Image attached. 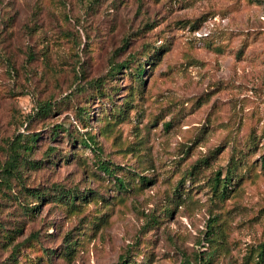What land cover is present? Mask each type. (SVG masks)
<instances>
[{
  "label": "rangeland",
  "instance_id": "374dc122",
  "mask_svg": "<svg viewBox=\"0 0 264 264\" xmlns=\"http://www.w3.org/2000/svg\"><path fill=\"white\" fill-rule=\"evenodd\" d=\"M19 133L0 264H264V0H0V166Z\"/></svg>",
  "mask_w": 264,
  "mask_h": 264
},
{
  "label": "trees",
  "instance_id": "16d2710c",
  "mask_svg": "<svg viewBox=\"0 0 264 264\" xmlns=\"http://www.w3.org/2000/svg\"><path fill=\"white\" fill-rule=\"evenodd\" d=\"M119 67L121 66V64L118 65ZM124 67H128L127 65H124ZM135 74L136 76H140L142 73V67L137 64L135 66ZM97 81V80H95ZM37 109V113H39V115L41 117H45L46 115H48V111L50 110L49 104L48 103H43L41 105L38 106ZM82 113L85 114L86 111H84L83 109ZM88 116V114H86ZM78 119L79 120H87V118H83L82 115H80V113H78ZM37 134H16L11 141L8 142V150L7 151V158L4 161V163L0 166V183L4 184L5 187H9L10 185V181L14 180V181H18L19 177H20V172L21 169H25L26 167L29 168H35V167H39L37 165V163L39 162H35L31 159H29L27 157V155L31 152V148L34 145L35 139ZM85 143V141H83ZM95 141L93 140V136L92 135H88L87 136V141L86 144H88L89 147H93L95 144ZM50 150H52V148H49ZM261 162L264 163V153L261 156ZM99 165L101 167V169L106 172L111 174L112 173V169H110L107 165L103 164L102 162H99ZM235 163H234V159L230 161L229 165L226 168V172L225 175L222 178H219L220 173L216 172L215 173V177L213 179V185L214 186H221V189L219 191V194L222 195L223 192L225 191L226 185L227 183L230 181L231 177L234 174V170H235ZM115 179L118 182V185L121 187L122 186V181L117 179V177H115ZM23 193L25 195H29L32 198H37V199H41L43 198V194L37 190L36 188H25V187H21ZM64 196H67V194H64ZM73 197H75V195L73 194H69L68 195V200L72 201ZM81 199V198H80ZM37 207V204L35 206H32L29 208V206L25 207V210H29L32 211L34 210V208ZM116 264H122L121 261L117 262Z\"/></svg>",
  "mask_w": 264,
  "mask_h": 264
}]
</instances>
